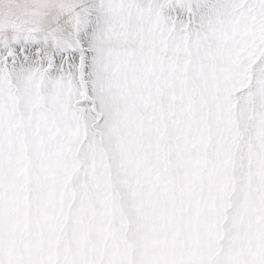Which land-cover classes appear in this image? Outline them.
Masks as SVG:
<instances>
[{
	"label": "snow or ice",
	"instance_id": "obj_1",
	"mask_svg": "<svg viewBox=\"0 0 264 264\" xmlns=\"http://www.w3.org/2000/svg\"><path fill=\"white\" fill-rule=\"evenodd\" d=\"M0 264H264V0H0Z\"/></svg>",
	"mask_w": 264,
	"mask_h": 264
}]
</instances>
